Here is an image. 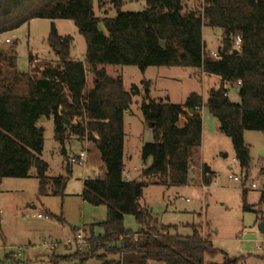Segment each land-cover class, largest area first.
I'll use <instances>...</instances> for the list:
<instances>
[{
	"label": "trees",
	"instance_id": "obj_1",
	"mask_svg": "<svg viewBox=\"0 0 264 264\" xmlns=\"http://www.w3.org/2000/svg\"><path fill=\"white\" fill-rule=\"evenodd\" d=\"M97 7L111 4L114 18L96 15ZM123 0H0V35L19 28L33 19H65L74 22L85 38L83 60L71 56L73 37L60 35L52 24L47 43L57 57L40 75L31 63L29 71H20L16 63L17 41L8 50L0 49V180L28 178L36 168L39 194L49 193V165L40 155L44 146L41 118L53 119L54 138L63 146L73 137L93 143L91 164H101L103 174L83 182V200L107 207L106 220L85 230L87 252L53 255L52 264L78 259L87 264H208L206 257L226 253L214 248L201 225H193L191 235L172 234L173 226L158 224L147 207L141 205L144 188L149 185L183 186L195 154L202 145V96L191 93L184 104L150 99L142 103V113L152 124L153 141L140 149L144 161V180L124 177L125 113L130 109L138 86L126 90L121 75L111 76L106 65L198 68L221 78L222 84L210 91L206 105L219 121L221 131L231 138L235 157L243 169L250 166L245 130L264 132V0H205L200 10H187L184 0H146L140 12H123ZM103 23L109 36L100 30ZM223 31L218 53L221 59L205 54L203 28ZM242 36L235 52L233 37ZM93 74L87 89V72ZM34 71V72H35ZM238 81L241 84H238ZM224 83L240 87V103H232ZM148 94V91H147ZM192 110V112L190 111ZM79 119L74 122V119ZM184 119L182 125H179ZM216 174L203 164L201 182L210 185ZM67 182L53 179L52 193L63 196ZM264 195L262 194V200ZM244 209L250 210L244 193ZM133 215L137 231L127 229L124 216ZM49 217L55 218L54 214ZM61 220V218H58ZM118 256V259H111ZM24 264L11 252L0 264ZM240 258H228L222 264H239ZM214 264V263H209Z\"/></svg>",
	"mask_w": 264,
	"mask_h": 264
},
{
	"label": "rangeland",
	"instance_id": "obj_2",
	"mask_svg": "<svg viewBox=\"0 0 264 264\" xmlns=\"http://www.w3.org/2000/svg\"><path fill=\"white\" fill-rule=\"evenodd\" d=\"M205 0H184L187 10H200ZM146 8V0H123V12H140ZM96 15L114 18L117 11L111 4L97 7ZM54 24L62 36L71 35L73 44L71 56L83 60L86 52L85 38L78 32L71 20L65 19H33L17 29L0 35V49L8 50L17 41L16 63L20 71H29L30 65L37 70L32 73L40 75L48 65H55L57 57L50 49L47 38ZM99 28L109 36L103 23ZM9 38L11 42L4 40ZM223 31L220 28L204 26L203 40L206 51L218 52L222 44ZM34 60L29 64V54ZM111 76L121 75L126 90L136 85L139 94L134 95L130 109L125 113L126 151H131V174L134 180H144L141 172L151 164V159L144 161L140 149L144 143L153 141L154 133L142 113V103L146 95L150 99L174 104H184L191 93L202 96L201 107L204 136L202 145L194 156L189 182L183 186L149 185L144 189L141 205L147 207L150 214L161 225L173 226L171 233L191 235L193 225H201L202 234L210 237L214 248L222 250L228 258H240L239 264H264V232L260 226L264 223V132L245 130L244 141L249 149L250 166L243 169L235 157L232 140L220 129L219 121L209 111L206 102L212 89L221 86L222 80L217 75H205L198 68L150 66L144 72L137 66L106 65ZM93 74L87 72V89L92 87ZM225 86V85H224ZM232 103H240L241 97L230 84L226 86ZM225 87V88H226ZM148 91V94H147ZM79 119H74L77 122ZM181 119L179 125H182ZM38 126L44 130V146L40 155L48 163L47 176L49 193L39 194L40 181L36 177V168L30 170L28 178H3L0 180V260L11 252L18 253L23 260L47 256L73 253L59 239H73L78 231L88 230L95 226L96 233H101L99 223L106 220L107 207L93 205L83 200V182L103 174L98 164L89 162L86 155L83 163H72L86 144L71 138L63 146L54 138L55 125L53 119L41 118ZM85 141V140H84ZM89 150L94 148L89 143ZM87 160V161H86ZM87 164V166L85 165ZM208 165L217 175L210 185L201 182V167ZM136 166V169L134 167ZM64 177L67 185L64 195L52 193L53 179ZM238 177L233 182L229 178ZM256 183L258 188H253ZM244 193L250 210L244 209ZM54 214L55 218L49 217ZM58 218H61L58 219ZM127 229L137 231L139 223L133 215L124 216ZM56 242L53 250L49 244ZM226 256L222 253L215 258L206 257V263L222 264ZM118 259L113 256L111 259ZM91 259L87 264H97ZM6 264H11L6 261ZM28 264H52V262H31ZM61 264H79L72 259ZM149 264H163L150 261Z\"/></svg>",
	"mask_w": 264,
	"mask_h": 264
},
{
	"label": "built area",
	"instance_id": "obj_3",
	"mask_svg": "<svg viewBox=\"0 0 264 264\" xmlns=\"http://www.w3.org/2000/svg\"><path fill=\"white\" fill-rule=\"evenodd\" d=\"M233 40V47L236 50H239L241 48V44H242V36L241 35H236L232 38ZM6 43L11 42V40L9 38H6L4 40ZM0 43H1V39H0ZM205 54L207 56H210L212 58L215 59H221V55L218 52H214V51H206ZM238 84H241L240 81H238ZM86 158V153L85 152H81L78 156H76V158H71V162L75 163L77 162V159L79 160V162L83 163V161H85L84 159ZM217 177V175H216ZM238 177H230L229 181L233 182L234 180H237ZM253 188H258V185L256 183L252 184ZM262 194L264 195V187L262 188ZM62 244L67 248V250H70L72 252H79V253H84L87 252L89 249V243H88V239L85 236L83 231H78L77 234L75 235V237L73 239H67L65 241L62 242ZM58 244L56 242H53L51 244H49V246H51L52 248L56 247Z\"/></svg>",
	"mask_w": 264,
	"mask_h": 264
},
{
	"label": "crops",
	"instance_id": "obj_4",
	"mask_svg": "<svg viewBox=\"0 0 264 264\" xmlns=\"http://www.w3.org/2000/svg\"><path fill=\"white\" fill-rule=\"evenodd\" d=\"M202 73H204L203 71H201ZM109 74V73H108ZM205 75H206V73H205ZM207 75H214V74H207ZM219 77V76H218ZM220 78V77H219ZM221 79V78H220ZM224 85H225V87L227 86V85H229V83H224ZM235 88V90H236V87H234ZM226 89H227V87H226ZM227 96L229 97V93H228V89H227ZM204 124H203V132H202V140H203V136H204ZM73 139H75V138H73ZM85 144H86V150H83V151H81V152H85L86 153V155L88 154V155H90L89 154V148H88V145H89V141H87V140H85V141H83ZM125 142H126V140H125ZM125 142H124V164H125V170H124V177H125V179H127V180H134L133 178H132V174H131V162H132V160H133V156H132V153H131V151H126V144H125ZM80 152V153H81ZM87 161V160H86ZM85 165L87 166V164L85 163ZM90 165H92V164H90ZM98 167H99V169L102 171V165L101 164H99L98 165ZM134 169H136V166L134 167ZM142 173V172H141ZM146 188V187H145ZM144 188V189H145ZM63 241L61 240V239H59L58 240V242L57 243H62ZM52 248V247H51ZM57 248V246L56 247H54V248H52L53 250H55ZM14 253V252H13ZM14 256H15V258L16 259H18V260H20V261H22V262H24V264H28V263H31V262H37V263H39V262H51V257L53 256H47L46 257V259H43L42 257H45V256H38V257H35V259H32V258H28V259H26V260H23L22 258H21V256L18 254V253H14Z\"/></svg>",
	"mask_w": 264,
	"mask_h": 264
},
{
	"label": "water",
	"instance_id": "obj_5",
	"mask_svg": "<svg viewBox=\"0 0 264 264\" xmlns=\"http://www.w3.org/2000/svg\"><path fill=\"white\" fill-rule=\"evenodd\" d=\"M237 51H238V50H235V52H237ZM236 92L239 94V92H240V87H237V88H236ZM190 111L192 112V110H190ZM150 127H152V124L150 125ZM260 229H261L262 232H264V223L261 224Z\"/></svg>",
	"mask_w": 264,
	"mask_h": 264
}]
</instances>
